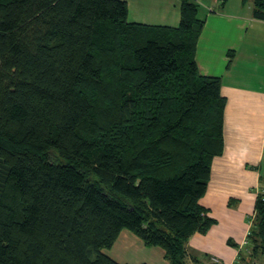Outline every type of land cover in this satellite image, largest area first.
Listing matches in <instances>:
<instances>
[{
    "label": "trees",
    "instance_id": "1",
    "mask_svg": "<svg viewBox=\"0 0 264 264\" xmlns=\"http://www.w3.org/2000/svg\"><path fill=\"white\" fill-rule=\"evenodd\" d=\"M204 25L195 0L178 26L130 21L126 0H0V264H124L105 251L124 228L188 264L224 150ZM247 238L264 250V193Z\"/></svg>",
    "mask_w": 264,
    "mask_h": 264
},
{
    "label": "crops",
    "instance_id": "2",
    "mask_svg": "<svg viewBox=\"0 0 264 264\" xmlns=\"http://www.w3.org/2000/svg\"><path fill=\"white\" fill-rule=\"evenodd\" d=\"M129 20L178 26L181 0H126ZM205 20L197 43L201 74L219 76L226 98L224 150L212 161L208 189L201 199L215 219L187 242L188 264H264V250L244 247L259 193H264V19L254 15V0H195ZM232 54V55H231ZM120 263L171 264L159 245H148L124 228L105 249ZM216 259V260H215Z\"/></svg>",
    "mask_w": 264,
    "mask_h": 264
},
{
    "label": "built area",
    "instance_id": "3",
    "mask_svg": "<svg viewBox=\"0 0 264 264\" xmlns=\"http://www.w3.org/2000/svg\"><path fill=\"white\" fill-rule=\"evenodd\" d=\"M247 242H248V238L246 237L243 243H247Z\"/></svg>",
    "mask_w": 264,
    "mask_h": 264
},
{
    "label": "rangeland",
    "instance_id": "4",
    "mask_svg": "<svg viewBox=\"0 0 264 264\" xmlns=\"http://www.w3.org/2000/svg\"><path fill=\"white\" fill-rule=\"evenodd\" d=\"M252 224V223H251ZM244 244H246V243H244ZM242 264H243V262H241Z\"/></svg>",
    "mask_w": 264,
    "mask_h": 264
}]
</instances>
